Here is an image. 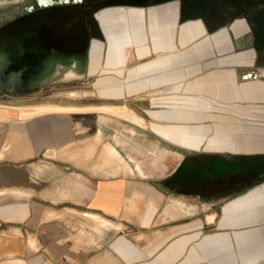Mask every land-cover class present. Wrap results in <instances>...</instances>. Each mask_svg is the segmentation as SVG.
Wrapping results in <instances>:
<instances>
[{
    "label": "crops",
    "instance_id": "1",
    "mask_svg": "<svg viewBox=\"0 0 264 264\" xmlns=\"http://www.w3.org/2000/svg\"><path fill=\"white\" fill-rule=\"evenodd\" d=\"M0 264H264V0H0Z\"/></svg>",
    "mask_w": 264,
    "mask_h": 264
},
{
    "label": "bare ground",
    "instance_id": "2",
    "mask_svg": "<svg viewBox=\"0 0 264 264\" xmlns=\"http://www.w3.org/2000/svg\"><path fill=\"white\" fill-rule=\"evenodd\" d=\"M51 105H53V104H51ZM55 105H56V104H55ZM39 106H40V105H39ZM45 106H46V105H45ZM33 107H36V106H33ZM63 108H64V107L60 108V106H50V107H49V109H63ZM68 108H69V107H68ZM77 108H78V107H77ZM79 108H80V107H79ZM97 108H98V107H97ZM85 109H86V108H85ZM99 109H100V108H99ZM108 109H109V108H107V111H108ZM125 109H126L125 107H124V108L122 107V109H118V108L116 109V108H115V109H109V110L112 111V113L114 112V113H117V114H119V115H122L121 117L126 116V117H128V118H130V119H133L134 121H139V120H138V117L136 116V114H131V113L125 112ZM23 110H24V109H23ZM64 110H65V109H64ZM64 110H63V111H64ZM91 110H92V109H91ZM29 111H30V110H29ZM39 111H41V110H39ZM43 111H45V110H43ZM82 111H83V110H82ZM105 111H106V110H105ZM110 111H109V112H110ZM71 112H73V111H71ZM32 113H33L32 115H34L35 112H32ZM39 113H40V112H39ZM101 113H102V112H101ZM103 113H104V112H103ZM26 115H27V114H26ZM26 115H25V116H26ZM21 116H22V115H21ZM25 116H23V117H25ZM101 121H102V120H101ZM139 123H140V122H139ZM133 133H135V132H133ZM94 143H95V142H94ZM92 145H93V144H92ZM92 145H89L88 147H91ZM97 145H98V144H97ZM94 147H95V146H93V149H94ZM118 147H119V146H118ZM142 147H143V146H142ZM132 148H133V147H132ZM104 149H105V148H104ZM105 150H107V149H105ZM105 150H103L104 153H105ZM79 151H80V149L78 150V152H79ZM108 152H109V151H108ZM81 153H82V152H81ZM104 153H103V154H104ZM77 155H78V154H77ZM105 155H107V154H105ZM138 155H139V154H138ZM73 156H74V155H73ZM78 156H79V155H78ZM76 157H77V156H76ZM109 157H110V156H109ZM125 157H126V156H125ZM105 158H106V157H105ZM110 158H111V157H110ZM103 159H104V158H103ZM103 159H102V160H103ZM112 159H113V157H112ZM102 160L100 161L101 163H102ZM104 160H105V159H104ZM104 160H103V161H104ZM106 160H107V159H106ZM107 161H109V160H107ZM152 161H153V160H152ZM100 162H99V163H100ZM114 162H115V164H113V165L115 166V165H116V162H118V161H114ZM97 163H98V162H97ZM99 163H98V164H99ZM103 163L106 165L108 162L106 163V162L104 161ZM130 163L132 164V162H130ZM108 164H110V163H108ZM108 164H107V166H108ZM100 165H101V167L104 166L103 164H100ZM100 165H98V166H100ZM102 165H103V166H102ZM120 165H121V164H120ZM132 165H133V164H132ZM94 166H95V165H94ZM96 166H97V165H96ZM107 166H106V167H107ZM116 166H117V165H116ZM116 166H115V167H116ZM123 166H124V165H122V170L124 169ZM112 167H113V166H111V168H112ZM119 167H120V166H118V168H119ZM107 168H108V167H107ZM144 168H145V167H144ZM120 169H121V167H120ZM124 170H125V172H126L127 169H124ZM124 170H123V171H124ZM135 172H136V171H135ZM127 173H129V172H127Z\"/></svg>",
    "mask_w": 264,
    "mask_h": 264
},
{
    "label": "flooded vegetation",
    "instance_id": "3",
    "mask_svg": "<svg viewBox=\"0 0 264 264\" xmlns=\"http://www.w3.org/2000/svg\"><path fill=\"white\" fill-rule=\"evenodd\" d=\"M53 1H65V0H53Z\"/></svg>",
    "mask_w": 264,
    "mask_h": 264
}]
</instances>
